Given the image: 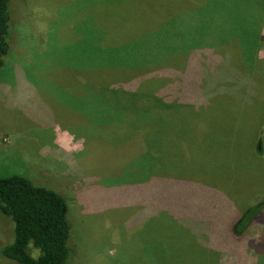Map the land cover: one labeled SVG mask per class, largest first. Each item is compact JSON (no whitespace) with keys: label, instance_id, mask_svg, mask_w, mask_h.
<instances>
[{"label":"rangeland","instance_id":"374dc122","mask_svg":"<svg viewBox=\"0 0 264 264\" xmlns=\"http://www.w3.org/2000/svg\"><path fill=\"white\" fill-rule=\"evenodd\" d=\"M216 1L11 0L10 48L0 70V177L23 175L67 198L70 264H175L169 257L178 244L172 229L181 222L175 210L200 213L194 193L221 197L220 181L227 190L232 180L230 199L217 200L211 210L202 206V224L215 228L229 224L247 201L242 196L260 186L250 159L231 151L235 137L214 101L222 84L239 82L213 83L203 68L210 52L227 46L222 40L231 26L224 9L241 4L264 35V0L256 12L249 2ZM235 10L232 22L241 15ZM174 30L186 40L174 38ZM193 38L201 41L192 49L195 66L189 62L194 53L174 44L189 45ZM207 41L210 47L203 48ZM92 54L102 64L94 66ZM258 55L264 61V49ZM135 56L142 64L109 61L129 64ZM130 81L138 87V107L116 117L106 106L112 92L102 88ZM70 112L87 113L96 130L91 140L65 118ZM256 159L264 163V153ZM217 175L219 183L209 182ZM262 197L264 182L254 202ZM182 218L183 227L193 230ZM253 233L263 242L264 223ZM13 234V221L0 211V246ZM223 252L219 264H254L253 250L243 256ZM0 264L14 263L0 257Z\"/></svg>","mask_w":264,"mask_h":264},{"label":"trees","instance_id":"16d2710c","mask_svg":"<svg viewBox=\"0 0 264 264\" xmlns=\"http://www.w3.org/2000/svg\"><path fill=\"white\" fill-rule=\"evenodd\" d=\"M207 1L211 3L212 0ZM217 1L224 4L223 2L226 0ZM235 1L249 2L250 8L253 7L255 12L263 4L260 0H252V2L249 0ZM240 5L224 9L227 11V15L224 12L227 23L231 26V30H228L227 41H225L226 37L222 40V42L227 43V46L224 47V50H219L218 54L210 52V56L205 61L203 72L213 83L218 78L219 81L231 78L232 82H239L231 86L222 84L214 101L219 105L220 112L224 113L220 114L225 116V119L222 117V120L229 121L227 128L230 134L232 133L235 137V145L231 147V151L246 155V158L251 161L249 165L252 166L255 177L262 179L256 182L260 183V186L251 195L242 196L247 201L240 212L232 215L229 224L223 222L224 224L221 223L223 225L220 224L215 228L214 226L205 228L202 224L204 219L202 206L205 203L209 204L208 209L211 210L215 207L217 200L230 199L229 193L235 192L228 190L233 186L232 180L229 183L230 187L225 190V180L219 183L218 177L220 175L212 176L209 182L216 181L222 184L224 192L220 194L221 197L208 196L204 190L197 191L193 196L200 199L195 200L193 198L191 201L197 202L194 209L200 210V213L191 210L190 216H186V212L175 210L178 213L177 217L181 219V222H178L180 225L172 229L178 244L175 245L174 250L170 249L169 257H172L175 264H219L217 261L219 254L224 253L223 251L226 249L229 253L238 256H243L248 250H253L251 262L254 264H261L264 259V241L256 240L257 233H253L254 229H259L260 225L264 223V197L255 202L253 198L254 194L262 188L264 182V163L256 159L257 155L263 156L264 153V61L258 55L259 50L264 49V35L258 23L252 24L245 18L246 14H242L244 8ZM233 8L237 9L235 13L241 15H237L239 20L235 19L232 22L229 16ZM179 15L180 13L174 16L179 17ZM11 23V0H0V70L4 64V57L10 48ZM223 23L225 24V22ZM185 36V34L174 30V38L186 40ZM190 42L191 44L185 45L182 41V45L179 46V42L175 40L174 44L176 43L175 48L178 50L182 48L187 52L191 50V54L194 53L189 62L190 65L195 66L198 59H196V54L193 51L199 49L201 46L199 42L201 41L193 38ZM210 45L207 41L203 48L210 47ZM194 47H196L195 50H192ZM98 56V54H92L93 64L97 61L94 66L99 65L100 62L102 64V60L100 61ZM109 61L116 66L125 67L142 64L141 59L136 56L129 64L121 59L109 58ZM104 64L106 65V62ZM191 72L193 73V71ZM133 83L136 84V81L102 88V91L109 90L112 92L111 99L106 98L108 100H106V106L111 108L116 117L123 114V111L128 113L134 107H138V87L134 86ZM121 86H123L122 90L126 91L121 92ZM100 106L102 107L103 104ZM90 113L92 114V112ZM109 115L111 116L112 113L109 112ZM143 115L145 117V114ZM142 122L145 123L144 125H148L146 120ZM142 122L140 125L143 124ZM79 125L82 126L83 130L89 126L90 131H87L89 135L96 133L91 122L82 121ZM144 125L143 128H145ZM100 132L104 133L103 131ZM89 135L87 138L90 140ZM104 135H100V138L104 139ZM143 138L146 143H149V140H146V135ZM123 140L125 139L115 140V144ZM227 140L223 137L222 143L226 141L230 147ZM108 141H112V138ZM177 207H180V210H186L181 203ZM68 210L67 198L58 191L37 185L23 175L0 177V211L14 223V238L11 237L10 241L0 246V257L9 259L14 264H70L71 249L68 242L71 237V224L68 220ZM182 217L191 220L193 230L183 227L182 221L184 220ZM192 239L196 244L192 242ZM184 240H189L190 243L183 244ZM193 245L196 247H192ZM34 249L39 252L37 256L33 254Z\"/></svg>","mask_w":264,"mask_h":264},{"label":"crops","instance_id":"0c3cea01","mask_svg":"<svg viewBox=\"0 0 264 264\" xmlns=\"http://www.w3.org/2000/svg\"><path fill=\"white\" fill-rule=\"evenodd\" d=\"M86 111V110H85ZM89 110H87L86 112H88ZM87 113H80V112H70V113H67V115L68 116H66L65 118H67V119H71L76 125H78L79 127H81L82 128V126L81 125H79V123L80 122H82V121H86L87 123H89V122H91L90 120H87V118H86V115ZM91 114V113H90ZM80 116V117H79ZM93 121V120H92ZM87 131H90L89 130V126H87L86 127V129L84 128V130H82V131H80L79 133L80 134H82V133H85V135L84 136H82L83 138H86L87 140H88V138H87V136L89 135V132H87ZM58 132L59 131H56V133H55V135H54V138H55V141L57 142V139H56V136H57V134H58ZM67 133H69V132H67ZM70 134V133H69ZM71 136L72 137H74L72 134H71ZM90 136V135H89ZM81 138V137H80ZM91 140V139H90ZM84 149V148H83ZM82 149V150H83Z\"/></svg>","mask_w":264,"mask_h":264}]
</instances>
